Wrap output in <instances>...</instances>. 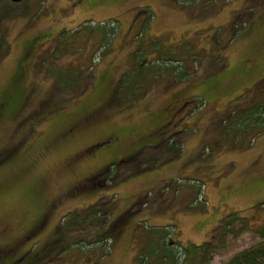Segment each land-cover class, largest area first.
<instances>
[{"label": "rangeland", "instance_id": "374dc122", "mask_svg": "<svg viewBox=\"0 0 264 264\" xmlns=\"http://www.w3.org/2000/svg\"><path fill=\"white\" fill-rule=\"evenodd\" d=\"M21 1L0 51V264H133L166 225L169 241L215 249L209 264L255 242L240 219L220 224L261 218L264 120L244 114L264 106V0ZM186 43L187 78L151 74L117 97L136 56Z\"/></svg>", "mask_w": 264, "mask_h": 264}, {"label": "trees", "instance_id": "16d2710c", "mask_svg": "<svg viewBox=\"0 0 264 264\" xmlns=\"http://www.w3.org/2000/svg\"><path fill=\"white\" fill-rule=\"evenodd\" d=\"M201 1L205 3V1H208V0H201ZM34 3H36L37 5L39 4L38 0H34ZM27 6H29V4L21 0H0V51L5 50L7 48V43H6L4 28H3L5 19L23 14L24 10H27ZM107 24L108 26L106 28V31L104 32V34H101L100 40L98 41L99 44L98 42H96L97 45H94L95 47L94 50H97L96 52L99 51L101 55L105 53L107 46L109 49L108 44L111 41L112 36L116 32L115 24L111 25L110 22ZM237 24L238 23H236V25ZM66 47L67 45L64 44L61 48L64 49ZM181 50L183 51V56L185 54L187 55V53H192V56H191L192 59H195L196 55H198V53H196V51L194 50L193 46L190 43H186L185 45H183V47L178 48L177 50L165 49L162 51H157L156 53L157 56H153L151 59L148 58L146 61H143V60L139 61L140 57L136 56V60L132 63L131 67H128L120 75L118 79L117 94H116L117 97H119L120 94L123 95V98H122L123 100H129V99H133L137 97L144 90L145 85L147 84V81H149V79L151 78L150 77L151 74H154L153 78H160L162 76L167 77V75H171V74L175 77H177L178 75L182 77L184 74H186L187 75L186 78H187L189 76L190 71L188 68L184 70V65L182 63L183 56H182ZM173 54L174 56H172ZM83 71L84 69L80 70V72L78 73L82 76ZM68 82L69 84L60 85L59 87H61V89H65L71 84L72 85L75 84L73 81H68ZM79 87L80 85H77L76 88L78 89ZM257 108H258V111H257ZM253 111L254 112H252V114H251V111L244 114V117L246 115L245 119L248 122L247 125L250 124L251 122L257 123L259 122L258 120L260 119L264 120V106L263 105L262 106L256 105L253 108ZM228 124L230 126V123ZM262 124H264V122H262ZM226 126H224V128H226ZM236 129L237 130L234 133L235 135H237L240 131H242L239 128H236ZM174 138L170 137L169 141L168 140L167 141L176 143L177 140ZM160 141H158L157 144L160 143ZM157 144H154V145H157ZM115 161L116 160H113L108 165V167H113V165H115ZM98 212L99 210H96V213ZM259 212L261 213V218L259 222L251 223L252 228L247 227L249 222H247L248 218L246 217L235 216L234 217L235 219H233V216H232L233 214H229L222 219V222H221L222 224H220L222 226V234H227L229 232H232L230 229V225H232V222H234L235 220L240 219L242 222V225L240 226L239 234L242 231L249 229L257 237V240L255 242L235 252L224 264H264V202L259 204V207L257 208L256 213H259ZM151 229L153 230V232H150L149 234H153V235L151 237L146 238L148 246H149V251L147 253L140 252L137 255L136 260L134 261L133 264H178V260L181 259L182 257L184 261L189 257L190 249L192 250V253H194L197 250L203 251L205 255L203 264H209V261L212 258L211 257L212 251L215 250L213 248L211 249L209 245L201 244V245L184 246L183 244L179 242L177 243L174 241H169V236L172 231V228L170 227V225H166L163 227H151ZM87 230H90V229H87ZM109 237H110L109 233L103 234V236L102 235L96 236L95 237L96 241H94L95 239H93L92 240L93 242H88L87 245L101 242L100 240H104ZM5 246L6 247H4V250H7V251L12 250L11 244L10 246L9 245H5ZM103 252L104 251H101L100 254H103ZM6 255H8V253H6ZM4 258H7V256H4ZM14 261L17 262L18 258H15Z\"/></svg>", "mask_w": 264, "mask_h": 264}, {"label": "flooded vegetation", "instance_id": "af4514ba", "mask_svg": "<svg viewBox=\"0 0 264 264\" xmlns=\"http://www.w3.org/2000/svg\"><path fill=\"white\" fill-rule=\"evenodd\" d=\"M175 109H176V110L180 109V105L176 106Z\"/></svg>", "mask_w": 264, "mask_h": 264}]
</instances>
